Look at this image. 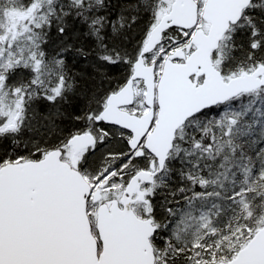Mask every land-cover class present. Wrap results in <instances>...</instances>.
<instances>
[{"label":"snow or ice","instance_id":"6c2138e0","mask_svg":"<svg viewBox=\"0 0 264 264\" xmlns=\"http://www.w3.org/2000/svg\"><path fill=\"white\" fill-rule=\"evenodd\" d=\"M0 264H264V0H0Z\"/></svg>","mask_w":264,"mask_h":264}]
</instances>
